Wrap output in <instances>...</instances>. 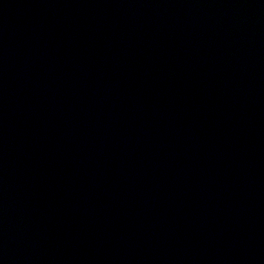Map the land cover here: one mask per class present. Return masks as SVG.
Here are the masks:
<instances>
[{"label":"water","instance_id":"water-1","mask_svg":"<svg viewBox=\"0 0 264 264\" xmlns=\"http://www.w3.org/2000/svg\"><path fill=\"white\" fill-rule=\"evenodd\" d=\"M0 264H264V0H0Z\"/></svg>","mask_w":264,"mask_h":264}]
</instances>
